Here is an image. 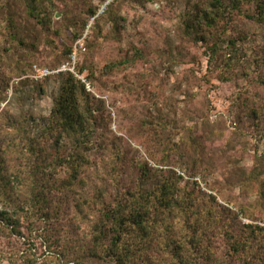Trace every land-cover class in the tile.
I'll use <instances>...</instances> for the list:
<instances>
[{
  "label": "rangeland",
  "instance_id": "obj_1",
  "mask_svg": "<svg viewBox=\"0 0 264 264\" xmlns=\"http://www.w3.org/2000/svg\"><path fill=\"white\" fill-rule=\"evenodd\" d=\"M203 2L39 0L36 17L22 0H0V112L24 115L32 132L38 130L39 118L49 115L53 107L61 79L54 73L36 81L33 75L40 73L36 69H56L68 61L66 48L74 46L78 38L73 36L81 30L80 37L86 33L85 48L78 52L77 70L86 73L90 83V90L85 89L95 102L103 145L125 157L119 188L131 184L140 164L165 168V161L155 153L162 140L151 132L150 123L167 122L180 134L191 127L206 147L214 171L203 180L200 175L188 177L178 162L175 169L195 193L214 197L213 207L220 217L216 229L246 235L248 229L241 224L264 229V185L259 187L264 177V25L246 18L250 6L243 5L240 13H225L206 42H195L181 28L187 12L196 4L204 7ZM90 4L97 12L87 18ZM107 7L111 14L96 23L95 17ZM47 15L48 30L40 20L43 16L47 22ZM103 154L108 152L97 150L91 155L98 185L107 177L108 159ZM251 174H256V181L247 179ZM157 228L162 246L149 252L158 261L154 264H180V257L197 264L194 246L186 243L185 250L175 249L174 255L175 245L167 247L163 242L170 234L164 226ZM43 231L51 232L55 241L65 236L74 243L88 234L86 225L66 219L56 222L54 231L50 225L39 229ZM41 237L29 241L20 237L7 245L4 240L3 248L7 255L10 250L31 249L37 264H59L58 255ZM248 243L247 250L251 247L264 257V231ZM210 245V256L218 259L215 264H264V259L249 261L242 252L229 256L227 241L221 237L211 238ZM139 257L135 255L134 264L145 263ZM2 261L8 263L6 256H0ZM80 264L113 262L95 259Z\"/></svg>",
  "mask_w": 264,
  "mask_h": 264
},
{
  "label": "trees",
  "instance_id": "obj_2",
  "mask_svg": "<svg viewBox=\"0 0 264 264\" xmlns=\"http://www.w3.org/2000/svg\"><path fill=\"white\" fill-rule=\"evenodd\" d=\"M22 1L29 13L37 17L39 0ZM203 3L204 7L194 5L182 23V34L195 42H206V36L225 13H240L243 5L250 6L244 12L246 18L264 25V0H204ZM96 12V6L90 4L87 18L94 17ZM107 14H111L109 7L94 21L103 20ZM41 19L45 21L42 26L48 30L50 17L47 22L43 16ZM81 34L79 30L73 40ZM72 47L66 48L67 60ZM57 76L61 81L53 107L49 115L39 118L36 132H32L24 115L0 112V256L8 259V263L1 264H37V256L31 249L10 250L7 255L3 244L4 240L7 245L8 240L23 237L29 241L38 236H43L47 248L58 255L59 264H80L95 259L134 264L136 254L144 264H154L158 261H153L149 252L162 246L158 226H164L170 234L165 240L162 232L163 242L167 247L175 245L174 255H177L175 249L184 251L186 243L194 246L197 264H215L218 260L209 254L212 252L210 239L215 237L227 241L229 256L242 252L249 261L264 259L253 253L251 247L246 249L248 242L256 240L264 229L241 224L240 227L248 230L246 235L239 236L232 230L216 229L220 217L213 207L214 197L200 191L195 193L194 187H190L189 181H183L175 169L174 164L178 162L188 177L200 175L203 180L214 171L212 159L194 136L193 128H185L180 134L167 122L150 123L151 132L162 140L155 153L165 161V168L140 164L131 184L119 188L125 157L113 147L103 145L104 133L96 125L92 96L72 73L59 72ZM97 150L108 152L103 154L108 159L104 171L107 177L100 185L92 175L91 155ZM256 178V174L247 177L253 181ZM259 182L262 187L264 177ZM244 214L253 218L252 213L244 211ZM65 219L86 225V238L77 243L65 236L56 237L55 241L51 232H39L46 225L54 231L55 223ZM176 226H180L179 230L173 232ZM178 260L180 264H188L182 257Z\"/></svg>",
  "mask_w": 264,
  "mask_h": 264
},
{
  "label": "built area",
  "instance_id": "obj_3",
  "mask_svg": "<svg viewBox=\"0 0 264 264\" xmlns=\"http://www.w3.org/2000/svg\"><path fill=\"white\" fill-rule=\"evenodd\" d=\"M86 34V33H85ZM83 34L82 37L78 38L75 43L74 46L72 48L71 53L69 54V59L68 61H66L64 64L60 65L58 68L56 69H42L40 71H38L36 69V72H40L38 75L34 74V79L36 81L41 80L42 78H44L45 76L49 75V74H56L59 72H65L68 71L70 73H72L74 75V77H76L81 83L84 84L85 88L87 90H90V83L86 78V73L84 72H80L79 70H77V55L79 50H84V38L86 37V35Z\"/></svg>",
  "mask_w": 264,
  "mask_h": 264
}]
</instances>
